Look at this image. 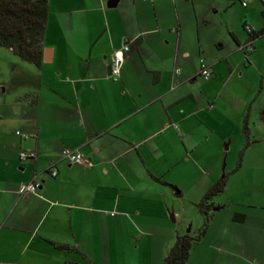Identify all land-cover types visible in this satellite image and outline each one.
Instances as JSON below:
<instances>
[{"label": "crops", "instance_id": "crops-1", "mask_svg": "<svg viewBox=\"0 0 264 264\" xmlns=\"http://www.w3.org/2000/svg\"><path fill=\"white\" fill-rule=\"evenodd\" d=\"M48 9L41 66L0 65V259L7 248L14 256L0 261L165 264L178 236L198 233V203L226 177L188 263L264 264V68L254 58L263 34L245 27L252 50L232 34L242 63L236 50L210 51L203 83L207 20L194 0H48ZM244 20L264 29V14ZM65 148L89 163H70ZM33 179L38 191L20 195Z\"/></svg>", "mask_w": 264, "mask_h": 264}, {"label": "trees", "instance_id": "trees-1", "mask_svg": "<svg viewBox=\"0 0 264 264\" xmlns=\"http://www.w3.org/2000/svg\"><path fill=\"white\" fill-rule=\"evenodd\" d=\"M48 0H0V46L11 49L22 60L40 67L43 61V37L47 26ZM264 14V8H263ZM247 27V24L246 26ZM252 36L264 34V29ZM248 136L247 126L245 129ZM226 186L225 177L219 179L198 203L203 215V224L195 236L184 234L177 237L176 243L166 257L165 264H189L188 257L192 246L206 233L216 206L211 199L221 193ZM175 187V186H174ZM245 215L235 213L233 219L243 222Z\"/></svg>", "mask_w": 264, "mask_h": 264}, {"label": "rangeland", "instance_id": "rangeland-1", "mask_svg": "<svg viewBox=\"0 0 264 264\" xmlns=\"http://www.w3.org/2000/svg\"><path fill=\"white\" fill-rule=\"evenodd\" d=\"M198 6L201 7L203 11V18L207 20V24L203 26L201 39L203 45H205L204 53H201L202 59H207V54L210 51H218V49L223 46L224 51L226 53L233 52V50L238 51L239 47L235 38L232 34L235 35L236 38H239L241 42L247 41V32L245 30L244 24L249 22H245V18L248 20V11L255 14L257 20L261 21L262 10L264 8V0H194ZM242 1L246 2V6L242 5ZM249 20H252V16L249 17ZM245 22V23H244ZM247 29V28H246ZM248 30V29H247ZM195 36V35H194ZM256 52L254 58L257 56V68H264V34L259 36L256 42ZM236 56L240 57V62H243L245 55L240 53V51L236 52ZM14 55V56H13ZM195 57L190 56L187 59L186 66L187 69L193 68V60ZM13 59H16L18 64L29 65L28 62L22 60L19 56H15V54H11L10 50L5 47L0 46V65L3 70H9L8 66H10ZM253 74H257L256 72L246 75V78L250 79ZM2 77H5L2 76ZM201 82L205 83L209 79L198 78ZM207 81V82H208ZM264 111V107H263ZM248 153V152H247ZM241 155V151H237L236 162L239 161ZM227 156V157H226ZM233 152H229L228 154H224L221 157V165H222V173L221 177L227 175L226 165L223 169V163H229L232 160ZM246 161L248 163V154L246 157ZM235 179L231 181V184L237 183L238 175H234ZM226 179V177H225ZM38 191V190H37ZM36 191V192H37ZM192 236H195L197 233H189ZM8 253H4L5 255L0 259L2 261H10L14 258L11 253V248H7ZM7 255V256H6ZM19 264H26L27 261H24V257L17 256ZM23 260V261H20Z\"/></svg>", "mask_w": 264, "mask_h": 264}, {"label": "built area", "instance_id": "built-area-1", "mask_svg": "<svg viewBox=\"0 0 264 264\" xmlns=\"http://www.w3.org/2000/svg\"><path fill=\"white\" fill-rule=\"evenodd\" d=\"M246 5V2L243 3ZM248 31L252 30L251 27L247 26ZM240 49L242 50H252V43L251 41H248L245 44L240 45ZM131 50V43L129 41H125L122 45V47L115 51L114 55L112 56V60L110 62V71L109 76L113 80H117L120 78V71L121 67L124 61V57L126 54ZM181 74V68L176 67L174 71V77ZM200 75L204 79H210L212 76L211 72V66L204 60L201 59L200 62ZM19 133V132H18ZM25 137H28L27 134H24ZM35 154H27L25 152H22L20 155L21 159H26L28 157H34ZM62 158H65L72 164H88L89 160L78 150L65 148L62 151ZM51 173L53 176L57 175L56 170H51ZM41 187V182L38 179H33L30 182L23 183L18 193L20 195H27V194H33L36 193V191ZM0 264H5L0 261Z\"/></svg>", "mask_w": 264, "mask_h": 264}]
</instances>
